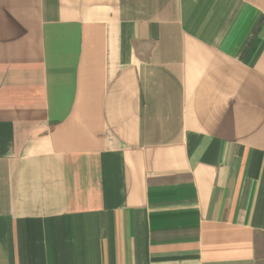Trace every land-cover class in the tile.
Returning <instances> with one entry per match:
<instances>
[{"label":"crops","instance_id":"obj_1","mask_svg":"<svg viewBox=\"0 0 264 264\" xmlns=\"http://www.w3.org/2000/svg\"><path fill=\"white\" fill-rule=\"evenodd\" d=\"M0 264H264V0H0Z\"/></svg>","mask_w":264,"mask_h":264}]
</instances>
